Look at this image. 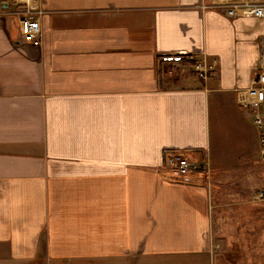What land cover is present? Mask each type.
Wrapping results in <instances>:
<instances>
[{"label":"crops","instance_id":"crops-1","mask_svg":"<svg viewBox=\"0 0 264 264\" xmlns=\"http://www.w3.org/2000/svg\"><path fill=\"white\" fill-rule=\"evenodd\" d=\"M207 4L35 0L34 46L0 0V264H264L254 218L225 240L203 178L164 170L180 154L264 189L258 132L235 101L264 19ZM171 54L214 70L161 82Z\"/></svg>","mask_w":264,"mask_h":264},{"label":"built area","instance_id":"built-area-1","mask_svg":"<svg viewBox=\"0 0 264 264\" xmlns=\"http://www.w3.org/2000/svg\"><path fill=\"white\" fill-rule=\"evenodd\" d=\"M19 9V28L22 39L36 46L40 43V27L37 16H34V6L30 0H13ZM32 3L35 2L33 1ZM208 5V6H207ZM203 8L210 7L218 11L228 19L254 18L264 19V0H208ZM161 62L170 67H185L195 75L206 81L212 65L205 56L195 58L193 56L181 57L176 54L164 55ZM235 101L251 117L252 124L259 136V157L264 164V36L258 42V61L251 73L249 86L235 90ZM164 165L170 172L171 178L176 182H183L189 177L210 178V170L206 162L190 160L180 154H168ZM252 201L264 202V189L255 190L252 193Z\"/></svg>","mask_w":264,"mask_h":264},{"label":"rangeland","instance_id":"rangeland-1","mask_svg":"<svg viewBox=\"0 0 264 264\" xmlns=\"http://www.w3.org/2000/svg\"><path fill=\"white\" fill-rule=\"evenodd\" d=\"M213 70L214 67L212 66V70L210 71L209 75L212 74ZM190 76L196 77L195 73H193L187 67H170L167 65L162 67L160 70V81L164 83L179 81L185 77ZM223 123L224 127H222L219 132H231L226 119L223 120ZM222 137L225 139L224 136ZM195 161L200 160L196 159ZM211 167L208 166L210 171L212 170ZM164 168L166 173L171 177L170 172L167 170V168L165 166ZM241 170L242 168L238 167L234 171L241 172ZM197 178L198 177H195V181L198 180ZM261 178H263L264 180V170L263 174H261ZM199 181L200 180L197 181V185H199ZM200 185H202V187H206L211 196V210L213 215L212 225L213 227H215L214 230L219 231L221 229L220 226H222V235L224 236V239L227 241L237 242V240L239 239L238 237H235L236 234L233 233L232 230L236 227L251 226V218H254L253 220L256 221V224L258 223V225H261L262 230L260 229L261 233L259 242L263 243L264 245V202L255 203L252 201V193L256 190L258 184L256 185L255 190L253 191L252 187L247 185L245 181L243 184H241L236 183L235 180H233L232 182L230 177H226L223 179L218 178V180H216L215 178L213 179L211 177L207 180L205 178L201 179ZM224 228H227V230L225 231ZM244 236L247 235L245 232H242L240 241L242 243H247L246 240L243 238ZM255 242H258V240ZM251 247L254 246L251 245ZM260 261L262 260L260 259Z\"/></svg>","mask_w":264,"mask_h":264},{"label":"bare ground","instance_id":"bare-ground-1","mask_svg":"<svg viewBox=\"0 0 264 264\" xmlns=\"http://www.w3.org/2000/svg\"><path fill=\"white\" fill-rule=\"evenodd\" d=\"M30 1H32V2L34 1V2H35V0H30ZM32 2H31V4H30V5H34V3H32Z\"/></svg>","mask_w":264,"mask_h":264}]
</instances>
